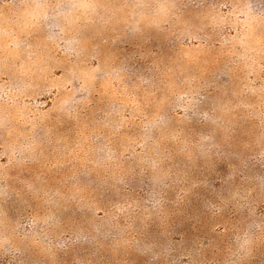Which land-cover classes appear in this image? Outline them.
I'll return each mask as SVG.
<instances>
[{
    "label": "rangeland",
    "instance_id": "obj_1",
    "mask_svg": "<svg viewBox=\"0 0 264 264\" xmlns=\"http://www.w3.org/2000/svg\"><path fill=\"white\" fill-rule=\"evenodd\" d=\"M0 264H264V0H0Z\"/></svg>",
    "mask_w": 264,
    "mask_h": 264
}]
</instances>
